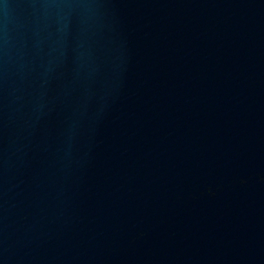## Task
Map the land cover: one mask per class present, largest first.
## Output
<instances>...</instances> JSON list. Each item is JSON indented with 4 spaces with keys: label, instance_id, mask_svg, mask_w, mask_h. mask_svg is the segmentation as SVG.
Returning a JSON list of instances; mask_svg holds the SVG:
<instances>
[{
    "label": "water",
    "instance_id": "1",
    "mask_svg": "<svg viewBox=\"0 0 264 264\" xmlns=\"http://www.w3.org/2000/svg\"><path fill=\"white\" fill-rule=\"evenodd\" d=\"M0 264H264V0H0Z\"/></svg>",
    "mask_w": 264,
    "mask_h": 264
}]
</instances>
